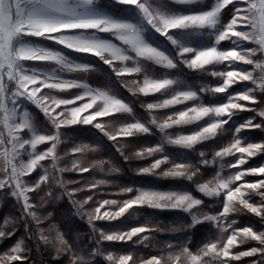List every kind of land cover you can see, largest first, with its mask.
Listing matches in <instances>:
<instances>
[{"label": "snow or ice", "instance_id": "snow-or-ice-1", "mask_svg": "<svg viewBox=\"0 0 264 264\" xmlns=\"http://www.w3.org/2000/svg\"><path fill=\"white\" fill-rule=\"evenodd\" d=\"M199 0H0V193L14 198L19 215L16 221L22 223L26 238L17 240L14 246L0 255V264H16L28 261L29 249L25 239L34 236L33 225L44 244L52 243L57 252L69 257V264H93L97 256H102L104 242L143 244L151 239L149 233L160 231L148 223L128 229L114 231L97 229L93 221H117L133 215V209L180 210L191 217L185 227L195 230L207 222L208 234L202 246L193 251L191 238L176 245L167 243V255H150L141 264H233L245 257H258L252 264H264V230L251 226L237 227L238 221L230 219L233 213L247 210L264 222V165L243 168L251 158L264 155V141L253 142L241 134L248 130L264 131V0H212L207 8L194 10ZM171 5L185 6L186 10L176 11ZM231 15L224 22V14ZM35 38V39H34ZM37 41H51L61 48L45 46ZM118 41L119 43H116ZM229 42L230 48L221 47ZM251 42L255 47H245ZM67 50V51H65ZM94 57L106 65L115 78L133 96L160 94L168 98L162 101L141 105L151 115L147 123L135 117L133 106L111 90L92 88L77 79L67 78L66 74L95 71L91 62H78ZM36 62L55 65L40 68ZM162 70L159 76L149 74L147 65ZM238 64L253 65L259 74L238 67ZM187 69L218 79L213 85L204 84L198 89L186 85L174 71ZM220 69V70H218ZM143 74V80H132L131 86L124 82L125 77ZM250 82L254 88L232 93L229 90L241 82ZM84 89L82 95L72 97L53 93H65L71 89ZM261 93V99L255 95ZM169 94H171L169 96ZM224 99L221 101L220 96ZM213 96L218 102L205 104L202 96ZM240 101L249 102V107ZM79 102V103H78ZM193 102L184 110L167 115L160 122L154 112L176 105ZM27 105H34L43 113L52 130L40 129L32 118ZM252 111L256 116L243 123L232 125L238 113ZM117 114H128L132 122L121 123L118 127L103 122V118L115 120ZM259 117V122H256ZM206 122L201 125L199 122ZM196 124L198 130L189 134L172 135L169 129ZM91 126L102 137L113 143L116 151L128 160L122 151L121 139L151 135L152 127L161 134L160 142L145 147L135 153L139 159L160 154L149 167L138 170V175L148 174L159 178H183L196 183L194 177L200 167L181 160L177 162L166 153V146H176L185 150H196L205 141L214 140L234 128L232 142L215 150L213 160L206 159L204 151L199 152L200 164L210 165L217 160L219 168L213 179L197 183L196 187L206 197L217 198L220 205L214 214L197 215L195 206L203 201L188 191L157 190L154 188L125 187L122 193H133L122 202L117 199L96 201L98 206L89 210L85 206L94 201L95 189L108 183L97 180L95 183L74 187L66 191L76 212L87 222L93 233L95 247L89 252L86 248H74L57 232L55 243L41 227L47 217L38 214L41 203L33 201L43 187L54 181L61 188L66 184H79V181L56 179L43 162L52 160V169L59 174L89 172L75 154L89 150L88 145H77L65 151L64 157L71 159V167H58L63 159L58 154V146L63 142L62 129L72 126ZM225 126H229L226 128ZM100 143L103 140L100 139ZM40 145H49L43 151ZM95 150V149H93ZM237 154H239L237 156ZM181 157L184 153L180 154ZM226 157H236L229 163ZM170 168L160 171L162 165ZM236 169L225 176L222 170ZM37 169L42 174L35 181L31 175ZM111 171L117 172L118 168ZM262 177L255 182L245 180L246 176ZM93 191L92 195L76 199V194ZM52 196V191L46 193ZM252 195L261 197L259 203L251 201ZM108 206V207H106ZM111 206H116L112 210ZM103 210V211H102ZM49 216L51 213L48 214ZM7 226V227H6ZM215 229V232H213ZM18 223L5 217L0 223V242L16 235ZM180 229H172L179 231ZM194 234V231H193ZM135 238V239H134ZM254 241L258 246L235 252L234 248ZM172 249H178L173 252ZM105 259L110 264H136L133 252L114 255L108 252Z\"/></svg>", "mask_w": 264, "mask_h": 264}, {"label": "trees", "instance_id": "trees-1", "mask_svg": "<svg viewBox=\"0 0 264 264\" xmlns=\"http://www.w3.org/2000/svg\"><path fill=\"white\" fill-rule=\"evenodd\" d=\"M202 6V5H201ZM207 8V6L205 7ZM230 11H226L224 14V22L226 23L227 20L230 18ZM35 39V38H34ZM42 44H48L50 47L54 48H60L58 45L53 44L52 42H46V41H37ZM95 60L98 61L94 57H87L84 60ZM104 68H106L107 71H110L106 65H102ZM183 73L186 75L187 78H189L192 81H197L199 78L205 76V74H199L195 72H191L189 70H184ZM82 75L83 73H79ZM130 77V76H129ZM125 77V78H129ZM116 89L121 92L123 97L130 102V104L134 108V112L139 114L141 117L144 118L145 123L150 121L151 115L146 110V108L141 107V105H146L147 103H152L159 99L161 97L160 94L155 95H149L147 97L143 95L139 96H133L127 88L123 87V85L118 82V80L115 78ZM120 83V84H119ZM248 87H255L250 82L246 84ZM244 87L243 84L233 86L234 89H239ZM255 95L258 99H261V93L259 90H256ZM208 97V96H206ZM30 110L37 111L35 108L31 107V105L28 106ZM251 107H255L251 105ZM259 107L264 108V102L260 103ZM177 109V107H171L166 110H158L153 113V115H156L157 119L161 122L162 120L160 117L164 115L163 113H169L173 109ZM164 111V112H163ZM249 116L253 117L256 116L255 112L248 111ZM105 120L125 123L130 120V116L128 114H117L115 120H111V118H103ZM259 117H257L256 122H259ZM207 118H205L204 121H200L199 123L203 125L206 122ZM152 127V131L156 134L154 135H146L141 137H133V138H127V139H121V144H124L122 151L126 156L129 157L128 160H125L123 156L120 155L119 152L116 151V147L113 146V143L111 141H108L107 138H104V147L106 146L109 151H111L113 154L116 155L118 164L120 166V170L118 172L113 171H106L107 173L103 174L100 172L99 165L96 164H87L86 166L89 167V172L87 173H77V172H65L62 173L65 177L70 176L74 179V181H79V184H91L93 183L92 178L95 175H98L100 177H107L117 179L119 181L125 182L127 185L133 186L135 189L139 186L144 187H150L157 190H182V191H188L190 192L194 197L201 199L204 203L201 206H195L193 209V212L197 215L202 214H214V209H218L220 207L219 204L216 203L217 198L214 197H206L203 193H200L197 190L196 184L197 183H204L208 180L212 179L216 172L218 171L217 162H214L210 165H202L200 164V157L199 152L204 151L206 154V159H210L213 155V147H220L228 145L232 142V133L234 132V128H229V126H225L226 128H229V131L221 134L220 136L216 137L214 140L205 141L202 144H199L196 146V150H185L180 149L176 146H166V153L172 157V159H175L176 161L186 163H191L193 165L199 166L200 171L197 174L196 177H194V180L196 183H193L192 181H188L187 179L183 178H157L152 175L148 174H141L138 175V170L143 167H149L151 163L154 161V159L160 158V154H156L155 156H146L143 159H139L135 156V153L137 150L141 149L142 143L145 139H147V143L150 146H154L155 143H157V135L158 138H161V134L157 128L154 126ZM198 130V127L196 124L191 125H184V126H178L173 127L172 129H169V131L172 135L177 134H189L191 132H194ZM64 135L62 136L63 142L58 146V154L63 157V159L59 162L58 167H70V159L68 157H64L65 150L70 145V140L68 138V135H71L72 133H81V132H89L90 129L87 127H72L71 129H62L61 130ZM249 136L250 139L253 141H264V131L255 129V130H249ZM181 153H184V156L181 157ZM104 155H107V153H103ZM76 155V154H75ZM232 157H226L225 160L228 162L229 159ZM235 158H233L232 161H234ZM264 161V155H258L255 158H251L247 164H245L246 168L251 167H258L261 165V163ZM231 163V162H229ZM171 164L168 165H162L161 170H166L167 168H170ZM226 168V167H225ZM224 168V169H225ZM38 174V171L36 170L32 175L36 176ZM79 179V180H78ZM85 184V185H86ZM78 185V184H77ZM112 186L110 185H99L97 189H95V197L94 201H90L89 205L85 206L89 210L95 208L98 204L96 203L98 197L103 198L102 191L105 190L108 191L109 189L112 190ZM134 193V192H133ZM93 191H84L81 192V197L86 198L88 195H92ZM37 195H34L33 201L37 202V204L41 203V201H37L36 197ZM118 197L120 199L124 198L123 194L119 193ZM65 203H67L65 201ZM43 208L40 207V210L42 213H45L49 210H51L52 214L50 216H45L47 219H45L41 226H48L52 220H56L63 228V225H66V219L65 217L60 213L59 208L50 205L47 203L46 205H42ZM67 207H69L67 203ZM73 208V212L77 214L75 208L71 206V209ZM136 211L139 212L138 218H131L126 216L125 218H122L121 220L114 221L113 223L105 222V221H93V224L97 229H103V230H114L119 227H133L138 226L144 222V220L147 219V222L150 227L158 228L160 231H157L155 233H149L151 239L149 241H146L149 246L145 247L143 244H137L133 245L132 242L128 243H115V242H104L101 246V250L103 252L102 256H97L93 260V264H110L105 257L108 252H112L114 255H120L125 254L128 252L135 253L136 259H139L138 257L140 255H143L144 257H149L150 255H160L164 254L166 256L168 249L166 247L167 243H172L173 245H176L182 241L188 240L191 238L192 244L190 245L191 249L193 251H196L198 247L202 246L203 242H205L206 237L209 233L205 231L206 228L211 227L210 224L207 222H203L202 225H198L195 230H189L185 226L187 224L191 223V217L180 210H153L149 208H138ZM18 206L15 204L14 198L7 197L3 195V193H0V223H3V219L5 217H8L9 219H12L14 222L18 223V230L16 232V235L10 239L4 240L0 242V255H2L4 252L8 251L10 247L13 245L16 239L18 238H26V233L24 230V227L22 223H19L16 221V217H18ZM80 216V215H78ZM78 216L76 217V220L78 221V224L82 230V237L83 242L86 245V249L91 252L92 248L95 247L94 244V237L98 236L99 233H93L92 228L89 226L87 222V216H84L83 218H80ZM230 219H235L238 221L237 227H244V226H251L256 230H262L264 229V222L260 220L259 217H256L254 214L247 212V210H242L238 213H233L230 217ZM30 223L33 225V232L35 233L32 239H25V244L27 248L29 249V252L27 253L29 256L28 261L23 262V264H69V257L66 254H60L59 258L54 259V257H57V252L55 250V247L52 243L50 244H44L43 241L40 240L39 234L36 231L35 223L31 220H29ZM145 224V223H144ZM7 227V226H6ZM180 229L179 231H172V229ZM45 230V229H44ZM194 231V234H193ZM213 232H215V229H213ZM45 235H48L51 237V234L49 232H46ZM135 239V238H134ZM258 246L256 242L249 241L245 244L239 245L238 247L234 248L235 252L244 251L251 247ZM173 252L178 251V249H172ZM258 259V257H245L239 262H233V264H252L253 260ZM139 261V260H137ZM16 264H21L20 261H17Z\"/></svg>", "mask_w": 264, "mask_h": 264}, {"label": "rangeland", "instance_id": "rangeland-1", "mask_svg": "<svg viewBox=\"0 0 264 264\" xmlns=\"http://www.w3.org/2000/svg\"><path fill=\"white\" fill-rule=\"evenodd\" d=\"M211 3H212V0H199V2L196 5L189 6V7H192L194 10H200L201 8H205L206 6L208 7ZM171 7L174 10H176V11H184V10H186L185 6L171 5ZM46 42H51V41H46ZM116 43H119V42L116 41ZM44 45L45 46H49L48 44H44ZM59 47L61 48V46H59ZM221 47L230 48L231 44L229 42L225 41V42L222 43ZM245 47H255V45L253 43H251V42H247L245 44ZM65 51H67V50H65ZM255 59L264 60V56H261V55L258 54V56ZM78 62H84V63L91 62V63H93L95 65L96 70L92 71V72H88V73H83L82 75H80L79 73L66 74L67 78L77 79L81 83H87L92 88H102L104 90H111L114 93L118 94L121 98L125 99L123 97V95L121 94V92H119L116 89L115 74L112 73L111 70L107 71L106 68H104L102 66L101 62H99V61L96 62L95 60L92 61L90 59L89 60H81V61H78ZM36 66L40 67V68L55 67V65H44V64H41L40 62H36ZM238 67L246 69L248 71H252L254 75H258L259 74V69H255L253 65L238 64ZM184 70H187V69H183L182 71H174L173 75L174 76H178L182 81H184V83L186 85H189V86L193 87L194 89H198L200 86H202L204 84H209V85H213L214 86L215 84L220 82L218 79L212 78V77L208 76L207 74H205V76L199 78L197 81H192L189 78H187L186 75L183 73ZM218 70H220V69H218ZM147 71L149 72V74L159 76L161 74L162 70L158 69L156 66L148 64L147 65ZM136 79H139V80L142 81L143 80V74H133L129 78H124V82L125 83H129V85L131 86V81L132 80H136ZM118 82H120V81L118 80ZM247 83H248L247 81L241 82V83H237L236 84L237 86L240 85V84H243L244 87L239 88V89H234V90L232 89L233 88L232 87L229 91L232 92V93H235V92L244 91L247 88H253V87L246 86ZM236 85H234V86H236ZM83 91H84V89L81 88V89H71V90H69V91H67L65 93H58L57 92V93H53V94H56V95H59V96H64V97H72V96H75V95H82ZM170 95L171 94H169V96ZM165 98H168V97L161 96V97H159V99H157L154 102L162 101ZM223 99H224L223 94H221L220 100L222 101ZM126 102L130 103L128 100H126ZM202 102L205 103V104H210V103H214V102H218V101L213 96L208 95V97L202 96ZM192 103L193 102H186V104L176 105L175 107H177V109L174 108L169 113H165L163 111L164 115H162V117H160V119L162 120L161 122H163V120L166 119L167 115L172 114L173 112H178L180 110H184V108L186 106H191ZM240 103L251 107V104L249 102L240 101ZM28 106L29 105H27V108L31 112L32 118H33L34 122L36 123V125L42 130L43 129H48V130L51 131L52 130L51 125L44 118L43 113L40 112L38 109H36L35 106H31V107H33L36 110H38L37 113H36V111L30 110ZM161 110H166V109H161ZM135 117L137 119L141 120V122H145L144 118L141 117L139 114L135 113ZM248 118H250L248 111L240 112V113L237 114V116H235L233 118V121L231 122V124L232 125H236V124H239V123H243ZM103 122L112 123L116 127H118L121 124L120 122H115V121H110V120H105V119H103ZM128 122H132V117H130V120ZM72 127H87V128L90 129V131L89 132H81V133H75L74 132L71 135H68V138L70 140V145L67 147V149L65 151H69L74 146L85 145L86 144V145L89 146V150H87V151H85L83 153H77L74 158L81 159L85 166L87 164L99 165L98 166L99 167L98 170H100V172H102L103 174L104 173L106 174L107 173L106 171H108V170L111 171L112 168H118L120 170V166L118 164V161H117L118 159H117L116 155L113 154L111 151H109L106 146L104 147L103 143H104V138H106V137H102V134L98 133L95 129H92L91 126L78 125V126H72ZM154 134H156V133L152 131V135H154ZM241 135L244 136V137H247L249 140H251L250 136H249V130L248 131H244ZM141 136H145V134H141V135H139L137 137H141ZM145 138L146 137H144V141L142 143L141 149H143L145 147H151L147 143L148 141ZM100 139L103 140V143L99 142ZM160 139L161 138L160 137L158 138V135H157V139H156L157 143L160 142ZM251 141H253V140H251ZM253 142H260V141H253ZM157 143H155V144H157ZM47 146H49V145H40V146H38V150L39 151H43ZM93 149H95V150H93ZM212 149H213V152H215V150H219L220 147L219 148L218 147H213ZM137 151H139V149ZM103 153H107V155H104ZM238 155L239 154H237V156ZM213 157H214V153H213V155L211 156V158L209 160L212 161ZM233 158L236 159V157H232V158L229 159L228 162H231V163L234 162L235 160L232 161ZM173 160H175V159H173ZM177 162H179V161H177ZM216 162H217V166H218V171H221L220 168H219V161L217 160ZM52 163L53 162H52V160L50 158L43 162L45 167H47L49 169V171L52 172L53 176H55L56 179H62L64 181H70V180L74 181V179L71 178L70 176H66L65 177L63 174L56 173L52 169ZM71 163H72V161L70 159V167H71ZM261 165H264V161L261 163ZM58 166H59V164H58ZM242 167L246 168L245 165H243ZM37 171H38V174L36 176L31 175V180L32 181H35L36 179H38L39 175L42 174V170L37 169ZM235 171H236V169H229V168L226 167L225 169L222 170L221 174L227 176L230 173H234ZM261 178L262 177L249 175V176L245 177V180H247L248 182H255V181H257L258 179H261ZM92 180H93V183H95V181H97V180H107L108 183H106L104 185L105 186L106 185H110V186L113 187L112 190L109 189L108 191H106V190L104 192L102 191L103 198L98 197L97 201H100V200H103V199H117L118 201L122 202L123 200L131 198L132 196H134L136 194L135 191H134V193H122L121 192L122 188L133 187V186L127 185L123 181H119L117 179H114V177H112L110 179V178H107L105 176L103 177V175H102V177H100L98 175H95L92 178ZM76 181H77V179H76ZM85 184H78V185L77 184H66L65 188H61L59 186V184H56L54 181H52V182H50L49 185L44 186L43 190L36 196L37 197L36 198L37 201H41L40 197H44L43 205H46L47 203H49L50 205H53V206L59 208L60 213L66 219V225H63V228L60 225V223H58L56 220H52V222L48 226H41L43 229L46 230V232H49L51 234L50 239L53 241V243H55L56 233L59 232L64 237V239L66 241H68L70 244L73 245L74 248H77V247L86 248V245L83 242L82 230H81V228H80V226L78 224V221L76 220V217H75V216H78V215H76L73 212V208L71 209V206L75 208L74 210H76V207L69 201V199H68V197L66 195V191H65V189L71 190L74 187H79V186H82V185H85ZM136 188H150V187L139 186V187H136ZM49 190L52 191V196H50V197L46 195V193ZM119 193L123 194V196H125V197L120 199L118 197ZM75 198L76 199H83L81 197V193H77ZM260 200H261V197L258 196V195H252V197H251V201L254 202V203H259ZM65 201L68 203L69 207H67V203H65ZM35 203H37V202H35ZM106 207H108V206H106ZM115 207L116 206H111L112 210H115ZM41 208H43V207H41ZM131 211L133 213V215L130 216L132 219L139 217L140 214H139L138 211H136V209H133ZM37 212H38V214H40L42 216H46V215L49 216L48 215L49 213L52 214L50 208L46 212V214L42 213L40 208L37 209ZM78 217L81 218V216H78ZM29 220H31V218H29ZM105 222H109V221H105ZM146 222H147V219L144 220V222L142 224H144ZM110 223L114 224V221H111ZM119 228H122V229L126 230V229H128L130 227H119ZM101 230H103V229H101ZM262 230H264V229H262ZM109 231H114V226H113V229H111ZM19 239H21V238L16 239L12 246H14V244ZM233 251H234V249H233ZM138 258L139 259H136V264H141V261L143 259H146L147 257H144L143 255H140ZM137 260H139V261H137Z\"/></svg>", "mask_w": 264, "mask_h": 264}, {"label": "built area", "instance_id": "built-area-1", "mask_svg": "<svg viewBox=\"0 0 264 264\" xmlns=\"http://www.w3.org/2000/svg\"><path fill=\"white\" fill-rule=\"evenodd\" d=\"M31 106H34V105H31Z\"/></svg>", "mask_w": 264, "mask_h": 264}]
</instances>
